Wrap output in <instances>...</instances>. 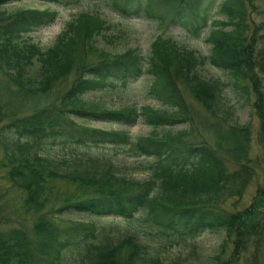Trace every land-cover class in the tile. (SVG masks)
Returning a JSON list of instances; mask_svg holds the SVG:
<instances>
[{"label": "trees", "instance_id": "16d2710c", "mask_svg": "<svg viewBox=\"0 0 264 264\" xmlns=\"http://www.w3.org/2000/svg\"><path fill=\"white\" fill-rule=\"evenodd\" d=\"M8 1L17 0H0V5ZM216 1L106 0L121 17L146 14L169 20L193 36L208 23L220 25L208 32V54L163 36L151 42L147 55L137 49L110 54L95 42L110 24L98 13L86 12L70 20L51 46L41 49L21 40L22 35L52 23L55 11L0 10V70L19 100L17 108L12 100L0 102V144L10 165L6 175L25 193L20 211L32 219L30 225L17 221L16 226H0V264H56L63 253L70 256L64 264H179L163 259L160 250L176 243L175 233L205 229L235 233V249L242 252L247 242H261L264 202L257 210L255 203L237 211L225 204L243 195L257 164L249 154L251 126L239 121L238 111L248 104L264 127V18L257 20L253 0H221L218 11L223 17L212 19ZM205 66L223 71L226 78L208 73ZM143 73L152 77L148 94L170 109L126 106L112 111L84 98L90 91L113 86V81L126 84ZM64 80L69 84L60 89ZM182 86L214 119L215 147L207 140H183L197 122L189 119ZM228 86L233 97L227 94ZM86 115L120 125H132L142 116L153 126L180 121L187 126L160 135L154 130L133 143L134 150L146 156L141 167L147 172L145 179L134 180L117 175L109 160L84 152L72 158L41 152L38 141L43 137H64L81 145L129 141L127 131L90 129L73 121ZM55 179L76 184L78 191L44 212L49 200L43 194L45 182ZM5 215L0 208V221L12 218ZM68 215L120 216L130 226L56 220ZM215 260L227 264L218 256Z\"/></svg>", "mask_w": 264, "mask_h": 264}, {"label": "rangeland", "instance_id": "374dc122", "mask_svg": "<svg viewBox=\"0 0 264 264\" xmlns=\"http://www.w3.org/2000/svg\"><path fill=\"white\" fill-rule=\"evenodd\" d=\"M220 1L217 0L211 9L210 14L212 19L223 17L218 11ZM253 2L258 8L256 18L257 20H261L264 18V13H262L264 0H253ZM26 9H49L56 12V17L52 23L28 31L22 35L21 40L33 42L41 49L51 46L58 35L63 32L67 23L82 12L98 13L110 24L108 30L95 37L96 47L110 54L123 53L127 49H137L139 53L147 55L150 52L151 42L157 36L170 38L179 46L194 49L202 54H208L211 46V42L207 39L208 32L210 28L218 29L220 27V25L208 23L207 27L199 35L193 36L184 28L169 20L162 22L146 14L131 15L127 18L121 17L107 6L106 0H72V2L65 5H54L41 0H17L8 1L0 5V10H5L6 12ZM90 59L94 60L95 58L90 56ZM205 70L212 75L223 79L226 78V74L223 71L213 66H205ZM151 81L152 77L147 73H143L137 78L130 79L126 84L113 81V86L107 85L103 88L90 91L84 95V98L86 101L93 103V105H99L101 109L112 111L126 106H134L138 109L144 106L157 109H170L169 105L161 103L148 94ZM68 84L69 80H64L60 89ZM226 90L227 94L233 97L231 87L228 86ZM182 93L191 113V117H189L190 121L193 118L192 121L197 122L194 130L189 131L183 137V140L196 143L207 140L213 143V147H215L214 129L211 125L214 119L209 117L205 108L197 103L195 98L183 86ZM16 97L17 94L14 88L6 83V78L0 70V102L7 101L9 104V101L11 102L12 100L15 108H17L19 107L17 105L19 100ZM234 99H236V96H234ZM91 109H94V107L92 106ZM83 119L74 118L73 121L90 129L112 130L116 132L127 131L129 141L121 144H95L89 142L87 145H81L75 144L64 137H43L38 141L41 152L51 157L66 158H72L76 154L84 152L101 160H109L115 167L117 175L134 180L145 179L147 172L141 167V164L146 160V156L142 153H137L134 150L133 143L139 138L147 137L154 130L160 135L167 131L173 133L187 126L186 121H180L171 126H153L147 123L142 116L138 117L132 125H120L93 115H86ZM238 119L241 122H248L251 126L252 140L249 154L257 161V164L243 195L241 197L230 198L226 202L225 207L229 210L237 211L248 207L251 203H255V210H257L264 202V127L261 125L258 114L248 104L243 105L238 111ZM218 148L220 149V146ZM4 156L0 144V208L3 209V214L12 217L7 222L1 220L0 226H16L17 221L30 225L32 219L29 214L24 215L20 211V201L25 197V193L15 186L6 175L10 165L6 163ZM225 159L230 160L229 157H225ZM229 166L232 169L235 168L233 163H229ZM76 191H78L77 185L68 183L65 180L55 179L46 181L43 194L45 197H49V200L46 207L42 208V210L46 212L51 206L61 205L65 196ZM134 214L136 215L137 213L135 212ZM60 219L71 222L77 219V222H94L102 226L116 224L121 229L130 226L120 216L113 217L112 215L99 219L89 218L88 216L83 217L81 215H68L64 218H56V220ZM235 236V233L229 234L225 229H205L190 234L186 232L182 234L175 233L174 240L176 243L162 248L160 256L168 261L176 260L179 264H215L216 256L219 257L220 261H227V264H264V236H260L261 242L257 245L253 241L247 242L243 252L240 247L239 249H235ZM253 251H256L257 254L253 253L250 255ZM251 256L254 258L251 259ZM69 257V254L63 253L56 264H64Z\"/></svg>", "mask_w": 264, "mask_h": 264}]
</instances>
